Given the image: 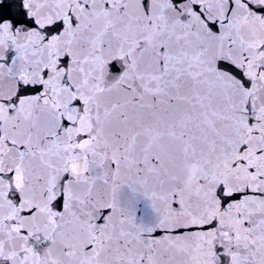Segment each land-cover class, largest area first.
<instances>
[{
    "label": "snow or ice",
    "instance_id": "obj_1",
    "mask_svg": "<svg viewBox=\"0 0 264 264\" xmlns=\"http://www.w3.org/2000/svg\"><path fill=\"white\" fill-rule=\"evenodd\" d=\"M0 264H264V0H0Z\"/></svg>",
    "mask_w": 264,
    "mask_h": 264
}]
</instances>
